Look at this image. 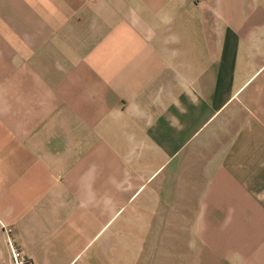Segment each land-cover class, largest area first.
I'll return each mask as SVG.
<instances>
[{"label": "crops", "instance_id": "1", "mask_svg": "<svg viewBox=\"0 0 264 264\" xmlns=\"http://www.w3.org/2000/svg\"><path fill=\"white\" fill-rule=\"evenodd\" d=\"M8 235L26 264H264V0H0V264Z\"/></svg>", "mask_w": 264, "mask_h": 264}, {"label": "built area", "instance_id": "2", "mask_svg": "<svg viewBox=\"0 0 264 264\" xmlns=\"http://www.w3.org/2000/svg\"><path fill=\"white\" fill-rule=\"evenodd\" d=\"M9 231L10 229L7 228ZM7 244L10 249V259L5 264H26V256L21 249L16 245L10 235L7 236Z\"/></svg>", "mask_w": 264, "mask_h": 264}]
</instances>
